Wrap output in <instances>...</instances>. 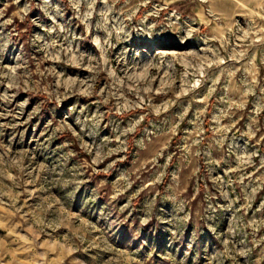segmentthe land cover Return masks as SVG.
Here are the masks:
<instances>
[{
	"label": "rangeland",
	"instance_id": "374dc122",
	"mask_svg": "<svg viewBox=\"0 0 264 264\" xmlns=\"http://www.w3.org/2000/svg\"><path fill=\"white\" fill-rule=\"evenodd\" d=\"M0 264H264V0H0Z\"/></svg>",
	"mask_w": 264,
	"mask_h": 264
}]
</instances>
